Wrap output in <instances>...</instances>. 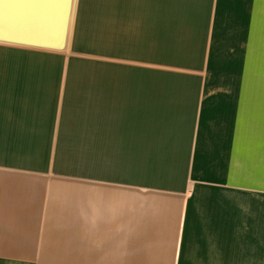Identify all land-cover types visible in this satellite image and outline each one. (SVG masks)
<instances>
[{"label":"rangeland","instance_id":"rangeland-1","mask_svg":"<svg viewBox=\"0 0 264 264\" xmlns=\"http://www.w3.org/2000/svg\"><path fill=\"white\" fill-rule=\"evenodd\" d=\"M78 1H73L63 53L69 55L68 89L77 81L69 72L74 59H88L126 66L138 77L170 74L181 85L174 92L185 91L189 81L178 73L185 72L187 59L198 56L208 41L205 13L212 0H136V5L132 0L127 5L82 0L85 16H79L76 28ZM219 1L214 0V23L199 71L196 138L204 147L195 173L179 180H185L182 191H153L49 170L35 174L26 167L35 162V153L21 139L0 135V248L13 244L14 254L26 257H15L14 264H199L201 253L206 264H264V0H223L220 7ZM17 6L0 10V28L15 35L12 12ZM43 13L27 9L24 18L33 21ZM26 36L27 51L0 50V71L15 75L43 67L35 62L50 61L28 52L46 46L30 32ZM47 72L59 77L53 69ZM9 77L0 80V89ZM35 85L41 87L39 81ZM143 92L148 95L137 91L135 100L127 99L137 105L147 99L151 110L180 102L166 92ZM159 94L168 98L158 105L151 96ZM68 95L64 107L72 112L71 126H101L103 105L114 111L102 100L104 93L93 96L97 119L67 106ZM34 106L23 109L32 113ZM5 109L0 103V110ZM12 120L25 126L21 118H4ZM53 146V140H43L40 151ZM53 153L57 169L68 174L78 169L64 149ZM6 157L19 164L15 170L4 168ZM192 242L201 243L200 248Z\"/></svg>","mask_w":264,"mask_h":264},{"label":"crops","instance_id":"crops-1","mask_svg":"<svg viewBox=\"0 0 264 264\" xmlns=\"http://www.w3.org/2000/svg\"><path fill=\"white\" fill-rule=\"evenodd\" d=\"M81 1H78L75 7L74 25L76 28L78 19H82L79 16H85L84 1ZM132 1L136 5V0ZM121 2L123 5H127L131 3V0H121ZM115 4L119 3L116 2ZM222 4L223 0H220L219 7ZM21 7L14 9L18 10L12 12V16H14L13 24L16 26L14 33L25 32L26 34V32H30L31 35L37 38L43 35L44 32H51L53 27L57 28L59 20L56 13L53 15L54 22L50 19L51 14L45 10H42L44 11L42 15H37L33 21H30L24 18V11L39 9L34 8L29 3ZM213 10L214 0L210 2L208 11L205 13L208 24L204 28L208 33V41L202 46L198 56L187 59V64L183 65L185 72L178 73L189 81L185 91L166 92L170 99L178 98L180 102H173L171 105L159 109L157 114L161 117L159 118L161 122L157 123V121L154 125L152 124L149 131H142L140 120L130 119L132 116L130 110L119 109L113 111L107 109L104 105L99 111L101 117L104 118L98 120L102 123L101 126L86 122H80L77 126L69 125L68 120L72 112L68 114L64 107V99L70 92L67 88V72L65 69L67 68V57L69 55L63 56L67 49L66 46L64 49L46 47L41 48L40 51H28L50 60L49 62H35V64L43 66L35 71H22L12 75L2 67L4 71H0V80L6 76L10 77L5 82L7 85L4 83L5 86L0 89V103L6 108L4 111L0 110V135L6 136L5 138L11 135L17 138L18 141L21 139L20 144H25L29 151L35 153V162L27 163L26 166L35 174H37L36 171L49 170L50 174L86 176L100 182L132 185L153 191L156 189H163L167 192L182 191L185 180L182 181V184L179 180L195 173L197 169L195 168L196 161L199 159L198 155L202 153V147H204V143L201 144L198 137L196 138L197 107L201 90L198 84L200 80L199 71L203 68V59L208 48L209 32L214 23L215 14L213 15ZM217 15L218 17L223 16L222 9L218 8ZM82 26L77 31L82 30ZM3 41H0V44L12 49L0 48L1 51H27L23 43ZM77 52H73V54L75 53L74 56L80 58L84 56ZM47 69L59 72V77L51 76ZM35 81H39L41 87L35 85ZM10 94L15 97H9ZM131 96H134V100L137 97L135 94ZM102 97L103 101L107 99L105 95ZM129 99L131 100V98ZM145 103L147 107H151V102L147 99ZM24 105H35L34 112H26L23 109ZM70 107L76 108V105L71 104ZM7 115L21 118L25 126L17 125V120H12L10 123L4 122ZM3 125H6L4 126L6 128ZM54 127L57 129V131L55 129V135L49 133ZM99 132L102 133L101 137ZM143 134L145 137L142 136ZM32 137L37 142L31 141L30 138ZM46 139L53 140L54 146L52 149L41 152V142ZM62 149L74 157L73 162L78 167L75 172L68 174L56 168L53 151ZM5 159V169L15 170L16 166L19 165L9 161L7 157ZM131 163L132 165H130ZM189 219H193V217L189 216ZM190 235V233L187 234V240L193 238ZM192 243L194 248H200L201 246V243ZM1 246L0 249L4 251L0 252V264H14L15 257L18 260L26 259V257L14 254V251H12L13 244H3ZM20 251L23 250L20 249ZM203 255L206 256L205 253H201L199 257H196L199 264H206Z\"/></svg>","mask_w":264,"mask_h":264},{"label":"bare ground","instance_id":"bare-ground-1","mask_svg":"<svg viewBox=\"0 0 264 264\" xmlns=\"http://www.w3.org/2000/svg\"><path fill=\"white\" fill-rule=\"evenodd\" d=\"M99 62L74 59L69 72L71 78L77 76V81L69 85V90L72 93L67 96L66 103L69 107L71 104H75L81 113L82 111H88V115L96 119V112L94 113V110L91 109L92 102L95 101L93 96L104 93L108 96L104 101L105 104L114 110H130L132 115L130 119L140 120L142 131H149L152 124L154 125L157 121V123L161 122L159 120L161 117L157 114V111L162 108H157V106L151 110L150 107L146 106L144 99H141L139 105H137L135 102L130 103L127 98L133 97L131 95L137 91L146 94L143 91L168 92L181 90V85H178L179 81L173 75L168 74L161 78L158 75L157 77H138L132 69L129 70L126 66L114 64H105L104 66L103 63ZM151 97L157 101L158 105L162 104L163 99L168 98L163 94L152 95ZM142 136L145 137L144 134Z\"/></svg>","mask_w":264,"mask_h":264},{"label":"water","instance_id":"water-1","mask_svg":"<svg viewBox=\"0 0 264 264\" xmlns=\"http://www.w3.org/2000/svg\"><path fill=\"white\" fill-rule=\"evenodd\" d=\"M73 1L74 0H0V10H12L14 4H18L17 8H20L26 2L32 4L36 9L45 10L47 13L51 14L52 17L56 13L59 20L58 26L56 29L53 27L51 32L47 33L46 36H48V40H46V37L43 35L37 38H39L42 45H45L47 48L64 49L67 42L69 17L73 7ZM49 4L56 5L57 8L55 9L53 6L50 8ZM26 39L27 36L25 33L21 32L15 35L0 28V40L24 43Z\"/></svg>","mask_w":264,"mask_h":264}]
</instances>
